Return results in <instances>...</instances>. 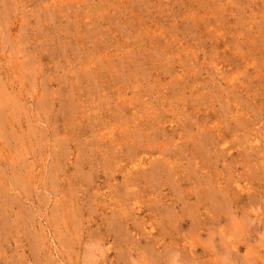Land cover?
<instances>
[{
	"label": "rangeland",
	"instance_id": "obj_1",
	"mask_svg": "<svg viewBox=\"0 0 264 264\" xmlns=\"http://www.w3.org/2000/svg\"><path fill=\"white\" fill-rule=\"evenodd\" d=\"M0 264H264V0H0Z\"/></svg>",
	"mask_w": 264,
	"mask_h": 264
}]
</instances>
